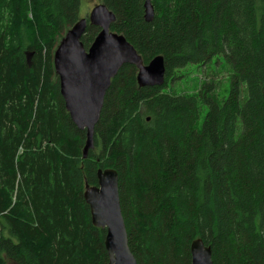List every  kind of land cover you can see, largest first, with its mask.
Here are the masks:
<instances>
[{
    "label": "trees",
    "instance_id": "obj_1",
    "mask_svg": "<svg viewBox=\"0 0 264 264\" xmlns=\"http://www.w3.org/2000/svg\"><path fill=\"white\" fill-rule=\"evenodd\" d=\"M100 2L143 63L163 56L165 81L139 86L121 65L83 157L53 65L80 0H0V264H107L83 197L107 167L137 264H190L197 237L212 264H264V0H150L151 21L144 0ZM98 31L87 25L85 47ZM217 55L221 102L212 81L167 90Z\"/></svg>",
    "mask_w": 264,
    "mask_h": 264
},
{
    "label": "water",
    "instance_id": "obj_2",
    "mask_svg": "<svg viewBox=\"0 0 264 264\" xmlns=\"http://www.w3.org/2000/svg\"><path fill=\"white\" fill-rule=\"evenodd\" d=\"M144 19L151 21L154 10L144 0ZM115 15L102 2L95 4L85 17L79 18L59 39L53 54L59 91L73 123L85 130L83 157L93 147L94 127L98 121L111 78L124 63L137 66L139 86H161L165 81V64L161 54L143 63L140 54L122 33L110 30ZM99 27L88 47L81 38L87 25ZM97 185L83 193L89 206L91 222L105 229L104 246L107 264H137L127 240L120 207L118 173L114 168L97 169ZM190 264H212L211 248L200 237L191 241Z\"/></svg>",
    "mask_w": 264,
    "mask_h": 264
},
{
    "label": "rangeland",
    "instance_id": "obj_3",
    "mask_svg": "<svg viewBox=\"0 0 264 264\" xmlns=\"http://www.w3.org/2000/svg\"><path fill=\"white\" fill-rule=\"evenodd\" d=\"M99 2L100 0H80L78 9L79 18L85 17L91 8ZM186 71L187 73L180 79L178 85L174 86V81L169 84L170 86L167 87V90L172 89L176 93L195 94L200 84L212 81L214 83L213 93L218 101L221 102L227 96L230 87V71L222 55L214 56L211 61L203 65L190 64L186 68ZM205 110L206 107L204 106L198 122L203 118Z\"/></svg>",
    "mask_w": 264,
    "mask_h": 264
}]
</instances>
